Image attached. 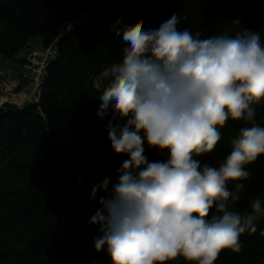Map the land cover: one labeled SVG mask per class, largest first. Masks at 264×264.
<instances>
[{
  "label": "clouds",
  "instance_id": "9594fccd",
  "mask_svg": "<svg viewBox=\"0 0 264 264\" xmlns=\"http://www.w3.org/2000/svg\"><path fill=\"white\" fill-rule=\"evenodd\" d=\"M173 14L158 26L140 21L112 30L122 34L121 59L92 80L97 115L118 155L127 157L115 181L92 185L99 196L90 223L99 225L94 246L112 264H214L222 250H241L240 236L255 233L264 209L228 210L250 176L247 166L264 156V39L243 28L235 35L180 30ZM233 25H241L233 19ZM243 121L231 151L217 166L195 157L215 150L228 120ZM145 142L160 160L145 155ZM213 209L215 210L213 212Z\"/></svg>",
  "mask_w": 264,
  "mask_h": 264
},
{
  "label": "trees",
  "instance_id": "16d2710c",
  "mask_svg": "<svg viewBox=\"0 0 264 264\" xmlns=\"http://www.w3.org/2000/svg\"><path fill=\"white\" fill-rule=\"evenodd\" d=\"M110 1L0 0V70L8 61L20 67L25 58L14 57L29 41L56 33V55L45 68L36 102L0 107V264H112L106 248L95 250L99 225L89 221L103 195L91 199L92 185L116 176L104 167L117 154L107 138L108 118L97 115L99 93L92 80L121 59L122 34L112 30L117 20L120 26H158L176 14L178 29L200 32L201 38L245 28L264 39V0H115L118 13L79 20L97 2L106 9ZM237 18L241 25H233ZM256 107L264 127V103ZM243 126L228 120L215 150L195 158L217 166ZM144 146L150 161L162 159L157 149ZM247 170L246 181L228 184L230 190L245 184L240 199L228 202V210L242 215L257 198L264 209V156ZM256 228L240 236L238 253L222 250L214 264H264V215ZM166 264L189 262L178 257Z\"/></svg>",
  "mask_w": 264,
  "mask_h": 264
},
{
  "label": "built area",
  "instance_id": "2783aa9c",
  "mask_svg": "<svg viewBox=\"0 0 264 264\" xmlns=\"http://www.w3.org/2000/svg\"><path fill=\"white\" fill-rule=\"evenodd\" d=\"M79 20H86L85 15ZM55 41L48 44L42 51L32 50L28 52L16 75L12 74L7 79H0V107L7 104L21 107L22 105L20 106L14 101V97L18 93V88L25 82L29 83L33 95V98L25 103L36 102L38 89L45 75V68L56 55ZM9 98H12L13 103L8 102Z\"/></svg>",
  "mask_w": 264,
  "mask_h": 264
},
{
  "label": "rangeland",
  "instance_id": "374dc122",
  "mask_svg": "<svg viewBox=\"0 0 264 264\" xmlns=\"http://www.w3.org/2000/svg\"><path fill=\"white\" fill-rule=\"evenodd\" d=\"M109 0H102V2H104V3H106V2H108ZM102 2H101V4H102ZM120 11V4H119V2L118 1H115V0H111L110 1V3H109V5L106 7V9H104L103 10V13L102 14H100L99 16H97V18L96 19H100L101 17H108L109 15H111V14H115V13H118ZM93 12H94V10H93ZM85 17L86 18H90V15L89 14H86L85 15ZM56 35V33L55 32H52V33H50V34H48V35H46V36H44L43 38H41V39H37V40H31V41H29L28 43H27V48H24V49H22L15 57H14V60H18V59H21V58H23L24 56H25V54H26V52H27V49L28 48H36L37 50H35V51H42V50H44L47 46H45L44 48H42L41 49V47H43L44 46V43L49 39V37H53V36H55ZM44 41V42H43ZM30 51H32V49L31 50H29V52ZM28 54V53H27ZM27 56V55H26ZM26 56H25V58H26ZM25 60V59H24ZM8 64V65H7ZM14 64V61H8V62H5V63H2L1 64V70H0V74H1V80H4V79H2V78H5V79H7V77L6 76H8L9 77V75H6V76H3V74L5 73V72H7V71H5L6 70V67L7 66H11V65H13ZM5 71V72H4ZM12 75V74H11ZM25 87H29L30 88V85H29V83L28 82H25V83H23L19 88H18V90H17V92L18 93H16V95H15V97H14V101L16 102V103H18L20 106L21 105H23L25 102H26V98H27V96H26V94L25 93H23V92H20V91H22ZM31 89V88H30ZM33 98V97H32ZM31 98V99H32ZM8 102H10V103H13L12 102V98H9L8 99ZM8 105V104H7ZM113 158H111L110 160H108L107 162H105L104 163V167H105V169H109V170H114V171H116V169L121 165V163H122V161L124 160V159H127V157L126 156H124V155H113L112 156ZM109 162V163H108Z\"/></svg>",
  "mask_w": 264,
  "mask_h": 264
},
{
  "label": "crops",
  "instance_id": "0c3cea01",
  "mask_svg": "<svg viewBox=\"0 0 264 264\" xmlns=\"http://www.w3.org/2000/svg\"><path fill=\"white\" fill-rule=\"evenodd\" d=\"M104 5L105 4H101V2H97L96 4H95V6H94V8H93V10H94V12H93V10H91V12H89V13H87V14H89V15H91V18L90 19H94V18H96L97 16H99L100 14H102L103 13V10L105 9L104 8ZM54 37L55 36H51V37H49V39L44 43V46L43 47H41V49L42 48H44L45 46H47L48 45V43L49 42H51L53 39H54ZM44 42V41H43ZM37 50L36 48H28V50H27V52H26V54L28 53V51L29 50ZM26 54H25V56H26ZM25 56L22 58V59H24L25 58ZM8 65V64H7ZM18 70H19V63L18 64H13V65H11V66H7L6 67V70L5 71H7V72H5L4 74H3V76H6V75H11V74H14V75H16L17 73H18ZM20 92H23V93H25L26 94V96H27V98H26V101L27 100H31V98L33 97V95H32V91H31V89L29 88V87H25L22 91H20Z\"/></svg>",
  "mask_w": 264,
  "mask_h": 264
}]
</instances>
